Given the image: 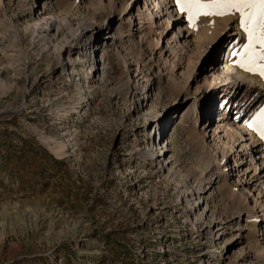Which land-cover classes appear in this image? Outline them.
Listing matches in <instances>:
<instances>
[{
	"label": "rangeland",
	"instance_id": "374dc122",
	"mask_svg": "<svg viewBox=\"0 0 264 264\" xmlns=\"http://www.w3.org/2000/svg\"><path fill=\"white\" fill-rule=\"evenodd\" d=\"M238 20L0 0V264H264V141L247 127L264 80L237 78ZM222 113L236 140L216 135Z\"/></svg>",
	"mask_w": 264,
	"mask_h": 264
},
{
	"label": "snow or ice",
	"instance_id": "6c2138e0",
	"mask_svg": "<svg viewBox=\"0 0 264 264\" xmlns=\"http://www.w3.org/2000/svg\"><path fill=\"white\" fill-rule=\"evenodd\" d=\"M175 5L193 28L201 17L212 20L211 26L215 27V18L238 16L246 42L232 51L233 64L264 80V0H175ZM247 127L264 141V107L253 115Z\"/></svg>",
	"mask_w": 264,
	"mask_h": 264
},
{
	"label": "bare ground",
	"instance_id": "6f19581e",
	"mask_svg": "<svg viewBox=\"0 0 264 264\" xmlns=\"http://www.w3.org/2000/svg\"><path fill=\"white\" fill-rule=\"evenodd\" d=\"M168 3H170V1H168ZM159 4V2H157V3H155V5H154V7L156 6V5H158ZM160 8H161V6H158L157 7V9L154 11V12H156L158 9V12H160ZM179 13V12H178ZM49 25L51 26V24L49 23ZM187 30H189V28H187ZM198 38H199V36H198ZM239 40V37H234L230 42H228V45L230 44L231 45V48H230V51L228 52V54H227V57L225 58V59H223L220 63H219V66H218V68H217V71H219L217 74H214V76H213V79H212V81L214 82V83H216V84H218V83H221V82H223L225 79H226V77H227V75L234 69V67L233 66H231L230 64H229V62H228V60H229V56H230V53H231V51L233 50V48H234V46L235 45H237V44H239V42L240 41H238ZM238 73H239V76L237 77V78H239L241 81H243L244 79H249L251 82H254V81H252L251 80V78L247 75V74H245L242 70H240L239 68H238ZM229 102V101H228ZM227 104V103H226ZM226 104H225V106H226ZM225 108V107H224ZM230 111V110H229ZM229 111L227 112V114H229ZM239 110H237V112H238ZM227 116L228 115H224L223 113L221 114V116H220V118L221 119H223L222 120V122H220L217 126H216V128H218L217 129V133H216V135L217 134H219L220 132L222 133V132H224L225 133V137H228L230 140L232 139V138H234L235 140L237 139V136H238V134H239V132H237V130H236V128L235 129H233L232 127H229V126H225L224 127V120L225 119H227ZM242 121V120H241ZM240 127H245L243 124L242 125H240V119H239V121H238V123H237ZM236 136V137H235ZM241 137H242V135H240ZM163 147H161V149H162ZM231 153V151L229 152V154ZM162 155H165V152H164V150H163V152L162 153H158L157 154V156H162Z\"/></svg>",
	"mask_w": 264,
	"mask_h": 264
}]
</instances>
